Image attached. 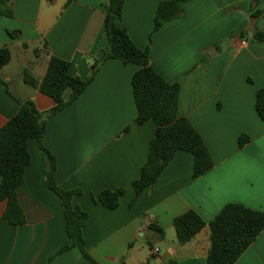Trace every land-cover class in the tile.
Instances as JSON below:
<instances>
[{"label": "crops", "instance_id": "1", "mask_svg": "<svg viewBox=\"0 0 264 264\" xmlns=\"http://www.w3.org/2000/svg\"><path fill=\"white\" fill-rule=\"evenodd\" d=\"M166 1L173 0H124L117 24L137 48L148 49L150 65L166 82L180 86L178 115L201 135L214 161L210 171L193 178V156L179 151L134 200L132 183L157 130L152 121L135 122V65L105 61L76 101L45 118L43 145L56 159L55 182L66 191L81 190L72 204L88 214L86 249L100 264H206L209 223L225 205L264 212V122L255 110L264 86V43L253 38L264 33V0H190L182 17L152 33L158 5ZM105 3L11 0L0 8V48L34 58L17 75L8 71L11 62L0 72L8 86L0 83V128L17 114L19 102L32 100L43 113L55 105L25 84L23 72L42 80L50 58L57 57L70 63L71 76L90 77L108 44ZM8 9L12 17L4 15ZM256 11L263 16L254 19ZM241 135L250 140L243 148ZM29 151L31 163L14 193L4 192L0 177V264H89L75 248L58 254L70 243L64 211L45 187L33 140ZM119 188L125 194L109 211L98 196ZM190 210L206 227L181 245L174 219ZM150 225L162 228L164 238ZM235 264H264V230Z\"/></svg>", "mask_w": 264, "mask_h": 264}, {"label": "trees", "instance_id": "2", "mask_svg": "<svg viewBox=\"0 0 264 264\" xmlns=\"http://www.w3.org/2000/svg\"><path fill=\"white\" fill-rule=\"evenodd\" d=\"M11 0H1L0 8L6 7ZM190 0L161 2L154 17V29L157 32L165 23L180 18L184 14V5ZM124 0H106L104 4V27L108 44L102 57L94 61L91 75L87 80L69 74L70 63L57 57H51L42 80L36 79L25 71V84L38 89L55 102L52 109L41 112L32 100L19 102L17 114L0 128V177L2 188L7 194L14 193L23 183L27 167L31 163L29 142L33 140L42 159V172L45 187L60 202L66 222V234L70 239L58 254L77 249L89 264H100L86 249L83 229L88 214L73 206L72 201L81 194V190L66 191L60 188L54 178L56 159L43 145L46 132V117L50 118L76 101L86 90L100 66L109 59L119 60L123 65H135L138 70L132 79V88L137 110L136 124L154 122L157 130L149 144L146 163L139 178L132 183L136 200L147 188L155 184L177 152L183 151L193 156V178H198L214 167L213 158L199 132L189 119L178 115L180 86L166 82L150 65L149 51L140 50L133 43L127 30L118 26L121 20ZM1 11V10H0ZM2 13V12H0ZM13 16L11 9L4 12ZM263 16L262 11L253 14L254 19ZM11 37L15 33L9 32ZM254 40L264 43V33L257 31ZM12 59L9 48H0V72ZM0 83H7L0 74ZM8 90V89H7ZM69 92L68 97L66 93ZM255 110L264 122V86L256 93ZM246 135H241L239 148L249 143ZM122 188L104 190L98 196L99 202L109 211L118 208L124 196ZM161 238L162 228L150 225ZM206 227L205 221L195 211L190 210L174 219L177 241L181 245L190 242ZM210 247L206 264H235L242 254L254 243L264 230V212L249 209L241 204H227L209 223ZM119 264H125L123 260ZM168 264H177L170 261Z\"/></svg>", "mask_w": 264, "mask_h": 264}, {"label": "rangeland", "instance_id": "3", "mask_svg": "<svg viewBox=\"0 0 264 264\" xmlns=\"http://www.w3.org/2000/svg\"><path fill=\"white\" fill-rule=\"evenodd\" d=\"M13 52V57H12V61L11 64L8 66V71H10L12 74L17 75L18 71L20 68H22V66H24V64L28 65V62H32L34 60L33 58V53H29L27 56V59L25 60L24 57L19 56L20 54H18L16 51H12ZM24 75V72H23Z\"/></svg>", "mask_w": 264, "mask_h": 264}, {"label": "built area", "instance_id": "4", "mask_svg": "<svg viewBox=\"0 0 264 264\" xmlns=\"http://www.w3.org/2000/svg\"><path fill=\"white\" fill-rule=\"evenodd\" d=\"M246 44V42L244 41V42H242V45H245ZM155 254L156 253H158V250H155V252H154Z\"/></svg>", "mask_w": 264, "mask_h": 264}, {"label": "water", "instance_id": "5", "mask_svg": "<svg viewBox=\"0 0 264 264\" xmlns=\"http://www.w3.org/2000/svg\"><path fill=\"white\" fill-rule=\"evenodd\" d=\"M252 28H253V31H254V33L256 32V30H254L255 28H254V24L252 25Z\"/></svg>", "mask_w": 264, "mask_h": 264}]
</instances>
